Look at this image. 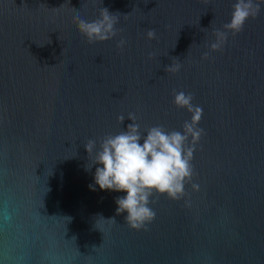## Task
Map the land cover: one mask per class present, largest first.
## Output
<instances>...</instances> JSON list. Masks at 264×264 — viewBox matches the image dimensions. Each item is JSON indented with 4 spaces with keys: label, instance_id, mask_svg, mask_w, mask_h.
I'll return each mask as SVG.
<instances>
[{
    "label": "water",
    "instance_id": "1",
    "mask_svg": "<svg viewBox=\"0 0 264 264\" xmlns=\"http://www.w3.org/2000/svg\"><path fill=\"white\" fill-rule=\"evenodd\" d=\"M234 2L0 0V264H264V3L209 48ZM100 8L118 32L89 44L72 17ZM180 91L202 109L194 174L179 200L154 193L155 218L132 229L116 213L127 193L91 190L85 166L129 113L142 135L182 132Z\"/></svg>",
    "mask_w": 264,
    "mask_h": 264
},
{
    "label": "clouds",
    "instance_id": "2",
    "mask_svg": "<svg viewBox=\"0 0 264 264\" xmlns=\"http://www.w3.org/2000/svg\"><path fill=\"white\" fill-rule=\"evenodd\" d=\"M262 3L264 0H235L230 21L223 25V30L213 31L215 40L209 45L210 50H221L229 33L236 35L241 32L245 22L249 18H256L260 13ZM72 22L89 44L109 40L118 32L115 28L118 16L110 13L107 8H100L99 18L95 20L86 21L79 15H74ZM146 37L154 39L155 30H147ZM50 42L48 38L47 43ZM125 44V39L121 38L116 47L122 49ZM207 56L208 53L205 52L203 58ZM151 57L152 53H149V58ZM180 67L178 62H173L165 67V71L176 73ZM192 99L191 93L174 92L173 103L191 113L190 120L183 123L182 132H166L162 126L156 125L142 135L135 116L129 113L127 118L132 123L118 134L104 136L100 140L99 149L95 151L91 166H85L88 170L92 165H97L93 175L94 185H89L91 190H95V185H98L101 190L127 193L126 196L116 197V213L126 212L124 221L132 229L146 228L155 218V211L149 207L150 203H154L150 199L154 193L166 194L172 200L186 196L185 183L194 174L190 162L195 146L204 132L197 126L202 117V109L194 106ZM124 119V115L117 116V121L121 124ZM84 148L88 156H92L96 141L89 139ZM191 187L194 191L200 188L196 183H192ZM185 203L187 205L190 201ZM108 220L115 222L114 218Z\"/></svg>",
    "mask_w": 264,
    "mask_h": 264
}]
</instances>
